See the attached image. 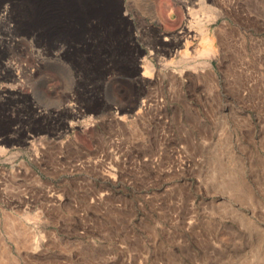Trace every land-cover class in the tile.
<instances>
[{"label": "rangeland", "instance_id": "1", "mask_svg": "<svg viewBox=\"0 0 264 264\" xmlns=\"http://www.w3.org/2000/svg\"><path fill=\"white\" fill-rule=\"evenodd\" d=\"M119 1L0 0V264H264V0Z\"/></svg>", "mask_w": 264, "mask_h": 264}, {"label": "bare ground", "instance_id": "2", "mask_svg": "<svg viewBox=\"0 0 264 264\" xmlns=\"http://www.w3.org/2000/svg\"><path fill=\"white\" fill-rule=\"evenodd\" d=\"M106 1H108V0H106ZM111 1V0H110ZM120 1H122V0H120ZM119 1V2H120ZM199 2H200V4H203V3H205V1L204 0H198ZM176 2H178V3H180L182 6H186L187 5V0H176ZM64 3H65V1H64ZM111 3V2H110ZM73 4V3H72ZM76 4V3H75ZM154 4V3H153ZM155 5V4H154ZM72 6V5H71ZM76 6V5H75ZM73 7V6H72ZM6 10H8V8L6 7L5 8ZM114 10V9H113ZM152 11H153V13L155 14V10H154V8L153 9H151ZM190 10V14H195V11H194V9H192V8H190L189 9ZM152 13V12H151ZM158 17V16H157ZM205 43H209V44H211V42H210V38L209 37H207L206 35H205V38H204V40H203ZM191 43H192V41L191 40H186V42L184 43V46L186 47V49H185V55H189L190 53H191ZM213 49V48H212ZM211 51V47L210 48H208V49H206L203 53H208V52H210ZM176 52H179V50L178 51H176ZM206 63V62H205ZM152 64V63H151ZM207 65V64H206ZM167 66V65H166ZM164 67H165V65H164ZM148 68V67H147ZM149 68H151V67H149ZM151 71H154V68H151L150 69ZM149 72V71H148ZM150 74V73H149ZM0 254L2 255V257L3 258H7V254H8V251H7V249H6V247L4 246V245H2L1 247H0ZM0 258H1V256H0ZM5 258V259H6ZM8 262H9V260H8Z\"/></svg>", "mask_w": 264, "mask_h": 264}]
</instances>
